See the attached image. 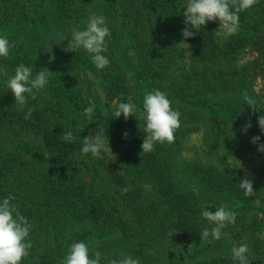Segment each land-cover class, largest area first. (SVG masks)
I'll list each match as a JSON object with an SVG mask.
<instances>
[{
  "label": "trees",
  "instance_id": "obj_1",
  "mask_svg": "<svg viewBox=\"0 0 264 264\" xmlns=\"http://www.w3.org/2000/svg\"><path fill=\"white\" fill-rule=\"evenodd\" d=\"M203 129L264 156V0H0V264H264V174H174Z\"/></svg>",
  "mask_w": 264,
  "mask_h": 264
},
{
  "label": "rangeland",
  "instance_id": "obj_2",
  "mask_svg": "<svg viewBox=\"0 0 264 264\" xmlns=\"http://www.w3.org/2000/svg\"><path fill=\"white\" fill-rule=\"evenodd\" d=\"M254 57V54L247 53L245 54L238 62L235 63V66L244 65L248 60H251ZM16 87L21 85L22 78H16ZM260 81H256V90L260 87ZM133 106V105H132ZM149 123V133L152 137H157L160 134V129L154 123L152 119H146ZM214 133L209 132L206 129L193 133L189 136H186L179 150L173 154L172 162L175 165L174 174L183 181L190 188L194 189L197 194L200 196L205 206H210L211 203H214L212 207L216 204H225L229 205L228 200L224 199H211L208 198L196 185V183L187 175L184 171L188 166L198 163L203 166H212L218 170H230L234 169L240 173L243 179L250 185V189L253 188V181H255L258 175L264 174V156L252 152L249 149H244L239 147L227 148L222 142H216ZM33 149L37 151L40 147L39 140L33 136L25 137ZM15 141L9 142L8 145H12ZM102 147L106 150L110 159L112 161L116 160V153L109 147L108 142H103ZM47 158V157H46ZM66 165L72 166L75 161L79 164L80 173L84 176L85 181H90L93 174H87L85 167L88 166L92 169L93 165L86 158L81 157L78 154H70L64 158ZM96 182L98 185V191L105 193L106 195H111L113 197H118L116 187L112 184L111 180L106 176V174L98 169V175L96 176ZM113 205L114 202L111 201ZM111 204V205H112ZM112 207V206H111ZM115 209V207L113 206ZM125 210H121L123 214Z\"/></svg>",
  "mask_w": 264,
  "mask_h": 264
}]
</instances>
